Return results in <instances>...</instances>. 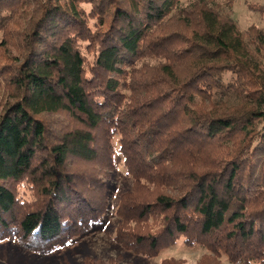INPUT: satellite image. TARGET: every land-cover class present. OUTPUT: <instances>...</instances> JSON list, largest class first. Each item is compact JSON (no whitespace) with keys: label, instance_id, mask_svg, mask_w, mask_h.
<instances>
[{"label":"trees","instance_id":"1","mask_svg":"<svg viewBox=\"0 0 264 264\" xmlns=\"http://www.w3.org/2000/svg\"><path fill=\"white\" fill-rule=\"evenodd\" d=\"M235 3L0 0V242L47 254L99 226L106 196L88 194L118 149L124 249L183 240L201 264H264V29L242 31ZM24 181L47 199L20 214Z\"/></svg>","mask_w":264,"mask_h":264},{"label":"rangeland","instance_id":"2","mask_svg":"<svg viewBox=\"0 0 264 264\" xmlns=\"http://www.w3.org/2000/svg\"><path fill=\"white\" fill-rule=\"evenodd\" d=\"M248 2L264 4V0H236L233 10L234 20L242 31H246L252 25L264 29V18L251 13L247 8ZM3 101V92L0 91V107ZM46 120L49 126L53 127V134L59 133L64 126L71 124L70 119L64 114L46 116ZM113 155L114 169L98 167L101 170L98 182H102V185L90 188L91 193L88 194V196H95L97 201L106 196L107 208L99 226H94L89 232L78 235L68 245L58 247L47 254L29 250L17 240L2 241L0 242V264H83L87 259H103L104 261L113 259L120 264H161L166 259H173L179 264H201L209 252L201 246L188 247L183 240L164 249L156 257L127 251L117 242L116 236L123 222L117 213L118 207L124 194L133 189L134 181L128 174L120 151L116 149ZM82 166V163L74 161L71 168L77 172L83 168ZM15 187L22 205L17 210L20 214L33 207L38 208L37 206L42 205L47 199L41 194L38 186L33 188L30 181H24ZM158 223L152 220L151 229L156 230ZM132 227L136 225L133 224ZM217 261L219 264H232L225 256L217 258Z\"/></svg>","mask_w":264,"mask_h":264}]
</instances>
